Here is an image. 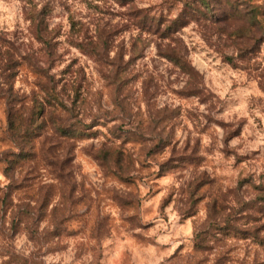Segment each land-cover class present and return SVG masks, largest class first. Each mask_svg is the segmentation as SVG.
Wrapping results in <instances>:
<instances>
[{
	"label": "clouds",
	"instance_id": "9594fccd",
	"mask_svg": "<svg viewBox=\"0 0 264 264\" xmlns=\"http://www.w3.org/2000/svg\"><path fill=\"white\" fill-rule=\"evenodd\" d=\"M0 264H264V0H0Z\"/></svg>",
	"mask_w": 264,
	"mask_h": 264
}]
</instances>
